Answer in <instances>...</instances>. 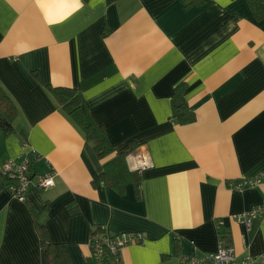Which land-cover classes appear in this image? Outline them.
I'll return each instance as SVG.
<instances>
[{
    "label": "crops",
    "instance_id": "obj_1",
    "mask_svg": "<svg viewBox=\"0 0 264 264\" xmlns=\"http://www.w3.org/2000/svg\"><path fill=\"white\" fill-rule=\"evenodd\" d=\"M188 2L0 0V88L18 110L0 163L27 144L32 173L56 174L52 188L28 189L29 203L0 176V264H48L44 239L86 264L97 228L142 236L120 264H181L217 249L223 220L239 256L264 255V216L250 231L235 220L264 186H228L264 173V18L246 0ZM46 86L81 94L111 155L97 159ZM180 86L191 123L173 115ZM121 152L141 179L118 193L99 176Z\"/></svg>",
    "mask_w": 264,
    "mask_h": 264
},
{
    "label": "trees",
    "instance_id": "obj_2",
    "mask_svg": "<svg viewBox=\"0 0 264 264\" xmlns=\"http://www.w3.org/2000/svg\"><path fill=\"white\" fill-rule=\"evenodd\" d=\"M188 1V0H185ZM204 3V0H189L186 5H195ZM248 7L252 14L261 20L264 18V0H246ZM48 93L55 100L61 111L80 129L85 136L86 140L92 143L94 153L97 159H104L114 152L105 132L101 127L97 126L91 119L85 101L81 94L73 89L68 88H53L46 86ZM183 87L180 86L174 90L171 104L173 115L177 116V119L181 123H191L193 121V115L186 113L187 105L184 100ZM18 110L6 92L0 88V132L7 135L14 131L13 122L17 117ZM128 153H117L114 158L108 161L104 167L103 172L99 176V179L103 181L107 186L115 189L118 193L123 191V187L130 182L136 183L140 181L141 177L137 172H130L126 158ZM26 201V200H25ZM263 202V201H262ZM26 203H29L26 201ZM260 204V203H259ZM258 205V204H257ZM28 207L36 219L37 212L32 205L28 204ZM37 224V222L35 221ZM41 233H44V229L38 226ZM228 226L223 220L222 231L218 233L219 241H222L225 246H230L228 234ZM97 234H103V232L97 228L89 233V239L95 237ZM47 241L46 258L48 264H70L65 257L64 250L57 245ZM91 251V249L89 248ZM104 260L102 264H108L112 256L110 252L104 249ZM64 259V260H63ZM86 264H91L90 257H88ZM120 264V258H119Z\"/></svg>",
    "mask_w": 264,
    "mask_h": 264
},
{
    "label": "built area",
    "instance_id": "obj_3",
    "mask_svg": "<svg viewBox=\"0 0 264 264\" xmlns=\"http://www.w3.org/2000/svg\"><path fill=\"white\" fill-rule=\"evenodd\" d=\"M23 149L28 152L20 157V161L0 163V176L6 182L7 191L13 198L22 202L26 200V193L31 187H35L38 190L52 188L56 175L54 172L45 175L33 174L31 161L37 159L38 154L27 144H23ZM228 186L231 190L238 193L264 186V173L251 179H239L229 182ZM263 216L264 201L251 208L248 212L236 216L235 220L244 224L246 229L250 231L254 222ZM142 242L143 238L140 234H122L114 238L97 234L95 237L88 239V245L91 249L89 256L91 264H102L105 258V248L112 256L108 264H119L120 251L124 247L130 244H141ZM179 261L181 264H264V255L239 256L232 246H225L222 241H219L215 251L202 255H184L180 257Z\"/></svg>",
    "mask_w": 264,
    "mask_h": 264
},
{
    "label": "bare ground",
    "instance_id": "obj_4",
    "mask_svg": "<svg viewBox=\"0 0 264 264\" xmlns=\"http://www.w3.org/2000/svg\"><path fill=\"white\" fill-rule=\"evenodd\" d=\"M180 259V258H179Z\"/></svg>",
    "mask_w": 264,
    "mask_h": 264
}]
</instances>
